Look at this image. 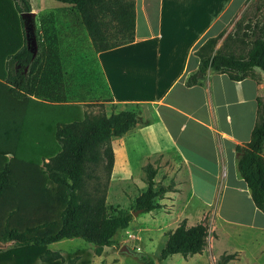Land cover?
Segmentation results:
<instances>
[{
	"label": "trees",
	"instance_id": "obj_1",
	"mask_svg": "<svg viewBox=\"0 0 264 264\" xmlns=\"http://www.w3.org/2000/svg\"><path fill=\"white\" fill-rule=\"evenodd\" d=\"M54 1L72 5L79 13L96 53L133 40V1ZM112 6L118 31L127 34L126 40L116 43L107 40L106 26L99 20ZM30 12L29 0H0V242L12 244L0 251V264H53L60 257L47 247L70 239L92 244L100 256L114 245L116 234L128 228L132 215L122 209L107 211L106 184L95 170L102 165L109 180L114 166L111 141L136 126L137 113L80 116L76 106H54L27 96H33L40 65L39 56L29 49L22 17ZM256 30L245 57L214 51L223 32L208 39L196 52L198 69L185 85L201 84L208 70L232 81L253 77L254 69L264 74V21ZM44 72L47 76L49 69ZM236 152L238 175L264 215V106L259 108L250 141L237 146ZM143 172L146 189L135 200V211L147 214L163 208L158 200L168 190L156 187L157 169L152 164H146ZM207 237L206 225L188 227L184 219L167 234L160 260L202 254ZM234 258L224 254L217 264Z\"/></svg>",
	"mask_w": 264,
	"mask_h": 264
},
{
	"label": "crops",
	"instance_id": "obj_2",
	"mask_svg": "<svg viewBox=\"0 0 264 264\" xmlns=\"http://www.w3.org/2000/svg\"><path fill=\"white\" fill-rule=\"evenodd\" d=\"M29 1L30 13L38 16L40 27L51 35L48 34L44 42L54 41L57 44L56 50L40 52L39 67L49 69L58 84L60 76L74 74L78 77L93 69L102 81L101 91L108 97L106 105L128 109L139 107L140 112L147 109L154 113L168 141L175 165L180 164L184 170L189 188L186 200H200L198 186L201 184L210 186L215 198L219 195L224 198L228 190L234 188L246 200L254 221H230L219 210H216V216L222 223L240 228L237 229L240 232L254 231L259 238H263L264 215L254 206L246 184L238 175L236 147L245 146L250 141L261 106L260 97L264 94V74L254 69L253 77L232 81L226 74L208 70L201 84L185 85L187 78L198 69V49L227 28L231 20L243 11L246 0H132L133 40L100 53L94 51L87 32L78 29L81 17L72 5L47 0L48 5L36 6L33 0ZM111 11H114L113 7L106 10V16L99 20L105 24L110 19L118 24L110 15ZM22 17L25 21L29 20L27 14H22ZM64 43L67 47L65 51L62 48ZM79 81V78L75 79L76 83ZM44 83L48 84V81ZM175 89H178V94L171 99L170 94ZM27 96L54 106L73 105L78 108L80 116L85 114L81 107L84 103L81 102H53ZM168 100L175 105L167 103ZM183 103H191L188 112L180 108ZM161 109L167 110V113L162 115ZM197 114L199 117H196ZM182 118L203 128L205 134L196 138L197 131L193 130L196 126L191 124L189 136L182 137L186 129L178 127ZM138 126L137 122L122 138L132 134ZM112 149L114 168L117 154L113 146ZM157 156L172 163L163 152ZM180 175L181 172L177 173V177L182 179ZM180 184L176 182V187H181ZM167 193L178 196L179 192L168 190ZM209 245L208 232L205 249ZM234 250L243 254L239 249ZM263 252L260 250V254Z\"/></svg>",
	"mask_w": 264,
	"mask_h": 264
},
{
	"label": "rangeland",
	"instance_id": "obj_3",
	"mask_svg": "<svg viewBox=\"0 0 264 264\" xmlns=\"http://www.w3.org/2000/svg\"><path fill=\"white\" fill-rule=\"evenodd\" d=\"M33 1L36 6L48 5L47 0ZM121 1L126 4L132 2V0ZM110 15L112 16V14ZM102 16H106V13ZM263 21L264 0H246L243 11L228 24L221 39L215 45L214 51L220 50L225 55L245 57L257 36L256 26H260ZM25 26L28 34V46L34 55H40V52L46 50H56L57 44L54 41L44 42L45 37L50 33L40 27L37 15L29 16V20L25 21ZM105 26L107 40L110 43L126 40L127 34L118 31L117 23L108 19L105 21ZM78 29L81 32L85 30L81 19ZM62 48L63 51L66 50L65 43L62 44ZM41 69L39 67L33 81L32 94L35 97L53 102H81L84 103L81 107L85 114L89 115L109 116L112 113L125 110L138 112V128L128 136L113 138L111 141L117 154V161L109 180H107L102 165H98L95 170L101 183L106 184L105 205L108 212L116 209L129 211L131 215L135 212V200L146 189L142 169L148 163L157 167L155 177L157 188L179 192L178 196L166 193L162 199L158 200V203L163 206L160 210L132 215L128 228L119 231L114 237V245L104 248L100 256L94 253L92 244H87L80 239L62 240L48 246L49 250L57 253L60 257L53 264H144L143 259L153 261L155 264H217L222 254H235L234 260L227 264H264V252L260 254V250L264 251V237L259 238L254 231L240 232L237 230L240 228L222 223L216 216V210H219L222 216L230 221L238 223L254 221L251 209H248L246 200L241 193L230 188L224 198H220V195L215 198L212 197L210 186L201 184L198 186L200 200L194 199L189 202L186 200L189 188L184 170L180 164L175 165L168 141L156 121L154 113L147 109L140 112L139 107L128 109L116 105H106L105 103L109 102L108 97L105 96L103 90L101 91L103 89L102 81L99 74L92 71L93 69L90 73H84L78 77L74 74L63 76V78L60 76V84L54 81V74L49 73L46 76L44 70ZM257 71L260 72V70ZM76 78L80 79L79 83L75 82ZM45 81H48V84H45ZM98 86L100 89H93ZM176 94H178V89L170 94V98L174 99ZM169 102L168 100L167 103ZM260 102L261 107L264 106V94L260 97ZM170 103L175 105L173 102ZM180 108L188 112L191 103H183ZM161 113L165 115L167 110L161 109ZM196 117L199 115L197 114ZM191 124L195 125L193 122H187L184 118L180 120L179 129L183 130L186 127L182 137L189 136ZM195 126L193 130L197 131L196 138L198 135L202 137L205 134L204 129ZM204 144L207 145V142L205 141ZM160 152L169 157L172 163L157 156ZM180 172V176H183L182 179L177 177V173ZM176 182L181 183L179 185L181 187H176ZM92 185L93 180L90 181V186ZM252 208L254 209V207ZM258 215L263 217L259 212ZM183 219L186 220L188 227L199 223L207 226L210 242L208 249H204L200 256L183 258L180 255H173V257L160 260V251L166 242L167 234L172 232ZM123 246L129 250L128 253L120 252ZM234 249H239L243 254ZM36 264L45 263L38 261Z\"/></svg>",
	"mask_w": 264,
	"mask_h": 264
},
{
	"label": "water",
	"instance_id": "obj_4",
	"mask_svg": "<svg viewBox=\"0 0 264 264\" xmlns=\"http://www.w3.org/2000/svg\"><path fill=\"white\" fill-rule=\"evenodd\" d=\"M28 16L30 15H33L32 13H28L27 14ZM141 212L140 211H135L134 213H132V215H136V214H140ZM12 244L10 242H6V243H2L0 242V250H4L6 249L7 247L11 246ZM120 252H125V253H128L129 250L123 246L121 249H120Z\"/></svg>",
	"mask_w": 264,
	"mask_h": 264
}]
</instances>
